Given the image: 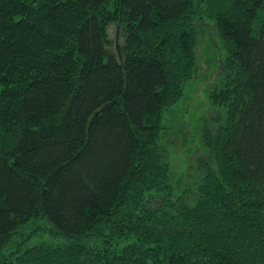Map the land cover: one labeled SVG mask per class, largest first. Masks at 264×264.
Here are the masks:
<instances>
[{
	"label": "trees",
	"instance_id": "obj_1",
	"mask_svg": "<svg viewBox=\"0 0 264 264\" xmlns=\"http://www.w3.org/2000/svg\"><path fill=\"white\" fill-rule=\"evenodd\" d=\"M203 19L224 58L174 196ZM33 220L52 240L6 251ZM0 264H264V0H0Z\"/></svg>",
	"mask_w": 264,
	"mask_h": 264
},
{
	"label": "rangeland",
	"instance_id": "obj_2",
	"mask_svg": "<svg viewBox=\"0 0 264 264\" xmlns=\"http://www.w3.org/2000/svg\"><path fill=\"white\" fill-rule=\"evenodd\" d=\"M200 37L198 53L200 69L189 81L182 97L174 106L164 111L161 119L162 138L168 146V163L172 175L173 195H178L186 185L189 164L197 158L202 148L203 121L211 113L207 91L217 74L224 53L219 46V36L214 24L198 20ZM108 49L119 59L124 52L125 30L117 23L107 28ZM51 225L44 220H33L20 227L6 245V251L14 250L18 243L27 247L40 240H52ZM51 231V232H50Z\"/></svg>",
	"mask_w": 264,
	"mask_h": 264
}]
</instances>
